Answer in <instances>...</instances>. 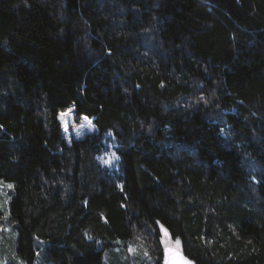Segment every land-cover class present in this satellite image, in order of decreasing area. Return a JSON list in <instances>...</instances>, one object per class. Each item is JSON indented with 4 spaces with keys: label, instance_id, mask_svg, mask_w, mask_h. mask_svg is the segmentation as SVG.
Segmentation results:
<instances>
[{
    "label": "trees",
    "instance_id": "obj_1",
    "mask_svg": "<svg viewBox=\"0 0 264 264\" xmlns=\"http://www.w3.org/2000/svg\"><path fill=\"white\" fill-rule=\"evenodd\" d=\"M0 182L16 264H264V0H0Z\"/></svg>",
    "mask_w": 264,
    "mask_h": 264
},
{
    "label": "rangeland",
    "instance_id": "obj_2",
    "mask_svg": "<svg viewBox=\"0 0 264 264\" xmlns=\"http://www.w3.org/2000/svg\"><path fill=\"white\" fill-rule=\"evenodd\" d=\"M68 109H71L72 111L63 119H61V113L68 112ZM61 113L59 114V119L61 121L63 133L66 138L78 139L83 137L85 134L91 133L95 130L91 119H88L83 116L74 117V111L72 105L69 106L64 111H62ZM7 184L8 183L0 182V202L4 206L7 203V195L9 190V188L5 187L4 185ZM0 210L2 213H4V217L7 216L8 218L7 209L5 212L1 208ZM3 229L5 230L4 237H2L3 231H1L0 233V257H1L0 264L14 263L12 260V257L14 256L12 250V242L10 236L7 234V232L9 233L11 230V224L9 221L7 220L5 221ZM176 241L177 240L171 239L172 245L180 249V243L179 246H177ZM161 243L163 247L167 244L164 238H161ZM43 254L45 255V252L42 253L40 252V250H37L32 264H53L52 262L43 261V257H44Z\"/></svg>",
    "mask_w": 264,
    "mask_h": 264
},
{
    "label": "snow or ice",
    "instance_id": "obj_3",
    "mask_svg": "<svg viewBox=\"0 0 264 264\" xmlns=\"http://www.w3.org/2000/svg\"><path fill=\"white\" fill-rule=\"evenodd\" d=\"M72 110L68 109V112L61 113V119H63L65 116H67ZM5 187L11 189L13 185L7 184L4 185ZM164 231L165 235H167V230L162 229ZM180 241L177 240L176 244L179 246ZM165 264H191V261L185 259L182 255H180L178 247L177 249H169L165 248Z\"/></svg>",
    "mask_w": 264,
    "mask_h": 264
},
{
    "label": "water",
    "instance_id": "obj_4",
    "mask_svg": "<svg viewBox=\"0 0 264 264\" xmlns=\"http://www.w3.org/2000/svg\"><path fill=\"white\" fill-rule=\"evenodd\" d=\"M162 229H166V228L163 227L162 225H160L161 236H162V238L165 239V241H166V243H167V244L163 247L162 261H161V264H165V248H166V247L169 248V249H177V248H176L175 246L172 245V243H171V236H170V234L168 233V231H167V235H165V233H164V231H162ZM178 250H179L180 255H182L185 259L191 261V264H195L191 259H189V258H188V257L182 252L181 249L178 248Z\"/></svg>",
    "mask_w": 264,
    "mask_h": 264
}]
</instances>
